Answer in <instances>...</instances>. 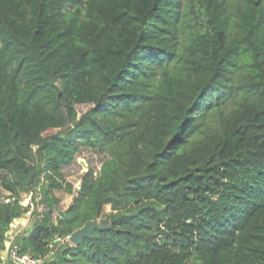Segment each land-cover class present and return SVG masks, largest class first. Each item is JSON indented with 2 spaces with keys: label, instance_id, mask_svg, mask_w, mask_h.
I'll list each match as a JSON object with an SVG mask.
<instances>
[{
  "label": "trees",
  "instance_id": "obj_1",
  "mask_svg": "<svg viewBox=\"0 0 264 264\" xmlns=\"http://www.w3.org/2000/svg\"><path fill=\"white\" fill-rule=\"evenodd\" d=\"M0 186V262L33 192L40 264H264V0H0Z\"/></svg>",
  "mask_w": 264,
  "mask_h": 264
},
{
  "label": "rangeland",
  "instance_id": "obj_2",
  "mask_svg": "<svg viewBox=\"0 0 264 264\" xmlns=\"http://www.w3.org/2000/svg\"><path fill=\"white\" fill-rule=\"evenodd\" d=\"M233 105L234 102L232 100H228L226 104L222 105V107L224 108L225 111H228L230 107H232ZM75 107L78 116H80V114L88 108V105L78 104ZM204 112L206 113V111L203 110L202 113L204 114ZM212 116L213 115L210 116L209 113V123L211 124H213V121L215 119ZM53 132H55V130H50L46 134H50ZM108 157H109V152L107 150L100 151L96 147H90L83 144L80 145L79 150L75 153V156L72 159V161H70L67 164H64L61 167V172L64 177V180L62 182L63 185L65 186L66 183H70L73 186L72 188L73 193H68L64 190L55 191V195H57L60 199L59 208L61 210L66 209L69 206V204L72 202L74 191L78 189L81 185L82 175L90 168L95 171H98L101 163ZM1 194H2V188L0 186V197ZM32 197H33V192L21 194V203L24 205L30 204V210L11 222L9 231L6 233L7 234L6 241L8 244H11L12 242L11 239H13V237L16 234L25 232L31 226L32 217H33L32 211L34 209L40 210L42 208V204L36 202V200H33ZM108 212H110V206L106 205L104 207V213H108ZM105 223H109L108 218H105ZM66 239L68 240V237H66ZM10 240L11 242H9Z\"/></svg>",
  "mask_w": 264,
  "mask_h": 264
},
{
  "label": "built area",
  "instance_id": "obj_3",
  "mask_svg": "<svg viewBox=\"0 0 264 264\" xmlns=\"http://www.w3.org/2000/svg\"><path fill=\"white\" fill-rule=\"evenodd\" d=\"M1 257L3 261L0 264H40L42 261L41 258L32 257L29 254H19L18 247L11 245L1 252Z\"/></svg>",
  "mask_w": 264,
  "mask_h": 264
},
{
  "label": "water",
  "instance_id": "obj_4",
  "mask_svg": "<svg viewBox=\"0 0 264 264\" xmlns=\"http://www.w3.org/2000/svg\"><path fill=\"white\" fill-rule=\"evenodd\" d=\"M107 223H98L96 220L87 221L82 227L75 230L71 235L68 236V240L72 244H78L84 237H90L93 228L104 229Z\"/></svg>",
  "mask_w": 264,
  "mask_h": 264
},
{
  "label": "crops",
  "instance_id": "obj_5",
  "mask_svg": "<svg viewBox=\"0 0 264 264\" xmlns=\"http://www.w3.org/2000/svg\"><path fill=\"white\" fill-rule=\"evenodd\" d=\"M11 240L9 242H11ZM8 245H10V244H8L7 241H5V246L7 247Z\"/></svg>",
  "mask_w": 264,
  "mask_h": 264
}]
</instances>
